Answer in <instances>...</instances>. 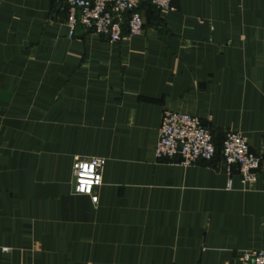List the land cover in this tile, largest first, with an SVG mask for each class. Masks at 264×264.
Masks as SVG:
<instances>
[{
	"label": "crops",
	"instance_id": "obj_1",
	"mask_svg": "<svg viewBox=\"0 0 264 264\" xmlns=\"http://www.w3.org/2000/svg\"><path fill=\"white\" fill-rule=\"evenodd\" d=\"M110 43L64 0H0V264H236L264 250V0H173ZM165 110L198 117L216 150L156 159ZM227 132L260 159L243 185ZM106 160L97 204L72 162ZM230 186V187H229ZM7 249V252H3Z\"/></svg>",
	"mask_w": 264,
	"mask_h": 264
},
{
	"label": "built area",
	"instance_id": "obj_2",
	"mask_svg": "<svg viewBox=\"0 0 264 264\" xmlns=\"http://www.w3.org/2000/svg\"><path fill=\"white\" fill-rule=\"evenodd\" d=\"M173 0H64L67 9L66 24L69 37L77 25L110 43L123 40V29L128 36L143 33L144 18L140 6L150 2L161 15L174 11ZM154 146L156 159L176 160L182 166H192L201 161L210 162L216 150L213 137L201 120L193 115L165 110ZM224 171L231 173L235 168L243 185L256 182L260 159L250 152L246 138L237 132H227L220 151ZM106 160L102 158L82 159L72 162L73 194L87 196L97 204L98 190L102 185V173ZM230 187V186H229ZM7 252V249H3ZM236 264H264V250L245 252Z\"/></svg>",
	"mask_w": 264,
	"mask_h": 264
},
{
	"label": "trees",
	"instance_id": "obj_3",
	"mask_svg": "<svg viewBox=\"0 0 264 264\" xmlns=\"http://www.w3.org/2000/svg\"><path fill=\"white\" fill-rule=\"evenodd\" d=\"M144 4H148L149 6H151V7L157 12V10L154 8V6H153L150 2H146V3H144ZM144 4H142V5L140 6V8H141ZM140 8H139V10H140Z\"/></svg>",
	"mask_w": 264,
	"mask_h": 264
}]
</instances>
